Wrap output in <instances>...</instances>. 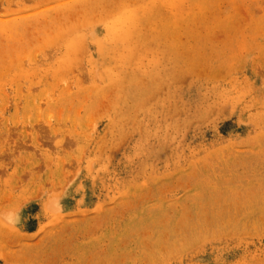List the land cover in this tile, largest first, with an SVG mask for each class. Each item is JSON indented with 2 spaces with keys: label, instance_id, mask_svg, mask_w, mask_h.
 Masks as SVG:
<instances>
[{
  "label": "rangeland",
  "instance_id": "374dc122",
  "mask_svg": "<svg viewBox=\"0 0 264 264\" xmlns=\"http://www.w3.org/2000/svg\"><path fill=\"white\" fill-rule=\"evenodd\" d=\"M0 264H264V0H0Z\"/></svg>",
  "mask_w": 264,
  "mask_h": 264
},
{
  "label": "clouds",
  "instance_id": "9594fccd",
  "mask_svg": "<svg viewBox=\"0 0 264 264\" xmlns=\"http://www.w3.org/2000/svg\"><path fill=\"white\" fill-rule=\"evenodd\" d=\"M8 223L15 226V224L19 223V217L15 216L13 218H9Z\"/></svg>",
  "mask_w": 264,
  "mask_h": 264
}]
</instances>
